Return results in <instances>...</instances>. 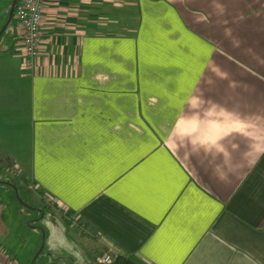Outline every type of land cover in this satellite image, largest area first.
I'll return each mask as SVG.
<instances>
[{
  "label": "crops",
  "instance_id": "crops-1",
  "mask_svg": "<svg viewBox=\"0 0 264 264\" xmlns=\"http://www.w3.org/2000/svg\"><path fill=\"white\" fill-rule=\"evenodd\" d=\"M41 34L32 77L6 83L14 38L0 69V162L58 235L99 264H264V0H48ZM193 96L224 153H177Z\"/></svg>",
  "mask_w": 264,
  "mask_h": 264
},
{
  "label": "rangeland",
  "instance_id": "rangeland-1",
  "mask_svg": "<svg viewBox=\"0 0 264 264\" xmlns=\"http://www.w3.org/2000/svg\"><path fill=\"white\" fill-rule=\"evenodd\" d=\"M12 1L0 0V10H3L0 18L4 20L0 32L8 19ZM16 34L12 21L0 35V69L5 64H19L18 58H12ZM17 68L7 85L15 87L23 83L19 82L18 76L24 70L20 66ZM21 174L22 169L13 170L7 162H0V244L15 251L17 257L14 259L18 264H99L83 257L81 244L58 235L61 218L40 204L37 195L32 193L34 186L29 187V182L20 178Z\"/></svg>",
  "mask_w": 264,
  "mask_h": 264
},
{
  "label": "built area",
  "instance_id": "built-area-1",
  "mask_svg": "<svg viewBox=\"0 0 264 264\" xmlns=\"http://www.w3.org/2000/svg\"><path fill=\"white\" fill-rule=\"evenodd\" d=\"M48 0H19L15 6L13 21L17 29L15 43L20 45L18 51L22 56V68L27 77H32L42 44L41 26L45 5ZM113 259L104 253L99 262L110 264ZM3 264H18L13 257H5Z\"/></svg>",
  "mask_w": 264,
  "mask_h": 264
},
{
  "label": "clouds",
  "instance_id": "clouds-1",
  "mask_svg": "<svg viewBox=\"0 0 264 264\" xmlns=\"http://www.w3.org/2000/svg\"><path fill=\"white\" fill-rule=\"evenodd\" d=\"M203 101L196 96H193L190 98L188 104L189 108L192 111V115L188 116H181L177 119L176 124L173 125L171 132L169 133V138L173 141L175 148L177 150V153L181 149H187L191 152H198L200 150H203L205 153H209L212 151H215L217 153H224V148L220 146L218 141L222 139V137H216L215 139H206V138H200L195 133L197 132H182L178 130V126L181 124V122H195L196 126L200 123H208L209 118L213 116H223L224 111L221 110L220 112L216 111V105H213L211 108H209L206 112L203 114H200L198 111H196L197 106L201 105ZM231 125H234V127L231 128V131L239 132L241 131L239 127L247 128L248 125L240 124L239 122H235ZM218 126V125H215ZM258 147V146H254ZM264 150V149H260ZM226 154V153H225Z\"/></svg>",
  "mask_w": 264,
  "mask_h": 264
},
{
  "label": "snow or ice",
  "instance_id": "snow-or-ice-1",
  "mask_svg": "<svg viewBox=\"0 0 264 264\" xmlns=\"http://www.w3.org/2000/svg\"><path fill=\"white\" fill-rule=\"evenodd\" d=\"M217 126L213 125L212 128H209V129H206V130H201L202 131V135L204 136V138L206 139H215L216 138V135L215 134H212L214 133V130ZM227 127L229 129H231L232 127H234V125H227ZM235 127H239L240 130H242V127L240 126H235ZM178 130L179 131H182V132H196L197 131V126L194 122H181V124L178 126ZM193 163H195V161H193Z\"/></svg>",
  "mask_w": 264,
  "mask_h": 264
},
{
  "label": "water",
  "instance_id": "water-1",
  "mask_svg": "<svg viewBox=\"0 0 264 264\" xmlns=\"http://www.w3.org/2000/svg\"><path fill=\"white\" fill-rule=\"evenodd\" d=\"M17 3H18V0H13L12 1L11 6H10V10H9L8 19H7L6 23L4 24L3 28L1 29L0 35L7 28V26L13 21L14 9H15V6H16Z\"/></svg>",
  "mask_w": 264,
  "mask_h": 264
},
{
  "label": "trees",
  "instance_id": "trees-1",
  "mask_svg": "<svg viewBox=\"0 0 264 264\" xmlns=\"http://www.w3.org/2000/svg\"><path fill=\"white\" fill-rule=\"evenodd\" d=\"M19 1V0H18ZM46 208V207H45ZM110 264H136L132 260L123 257V256H117L113 259L112 263Z\"/></svg>",
  "mask_w": 264,
  "mask_h": 264
}]
</instances>
